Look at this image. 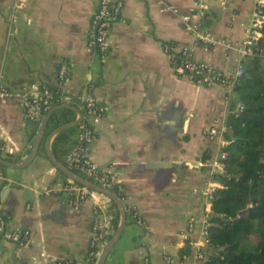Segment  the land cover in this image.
Instances as JSON below:
<instances>
[{
    "label": "crops",
    "instance_id": "obj_1",
    "mask_svg": "<svg viewBox=\"0 0 264 264\" xmlns=\"http://www.w3.org/2000/svg\"><path fill=\"white\" fill-rule=\"evenodd\" d=\"M97 1L0 0V76L16 93L44 84L58 88L49 110L62 114L66 107L71 120L80 119L87 90L104 108L90 155L101 167L121 171L125 204L136 208L140 221L124 208L125 225L102 264H162L164 254L170 264H195L193 242L202 241L214 174L223 166L226 120L239 101L233 89L178 74L173 58L190 45L195 59L229 71L241 62L240 53L200 42L184 27L181 15L196 0H121L109 50L101 56L86 44ZM205 1L208 9L192 20L242 43L254 1ZM62 62L69 74L60 84ZM44 117L26 118L16 96L0 101V156L23 162ZM53 125L46 122L28 163L2 168L0 215L9 228L27 230L28 239L21 244L0 238V264H50L51 258L89 264L93 203L115 210L110 198L94 189L80 207L69 203L63 187L69 177L47 154L58 133L48 143ZM77 129L78 123L72 144ZM65 153L60 162L66 165Z\"/></svg>",
    "mask_w": 264,
    "mask_h": 264
},
{
    "label": "built area",
    "instance_id": "obj_2",
    "mask_svg": "<svg viewBox=\"0 0 264 264\" xmlns=\"http://www.w3.org/2000/svg\"><path fill=\"white\" fill-rule=\"evenodd\" d=\"M253 1L255 10L245 28L247 37L242 43L237 44L216 35L212 31L201 27L200 23L196 20H192L193 17L203 14L208 9V4L205 0H196L189 11L181 15L184 27L200 42L209 45L221 44L225 48H237L241 56V62L231 70L224 71L213 63L195 59L192 55V47L184 45L178 55L173 58L176 72L180 75L188 76L192 81L201 85H221L228 90L233 89L237 78L244 73L242 60L257 53L255 44L261 34L260 28L264 20V13L260 6L264 3V0ZM122 5L121 0H98L96 9L91 15L86 44L88 48L97 51L101 56H104L109 50L108 39L110 30L114 19H116L122 9ZM259 53L264 54V46ZM68 74V65L65 62L60 63L57 71L58 82L63 84L67 81ZM14 96L19 98L24 116L30 120L39 121L50 109L53 102L58 100L60 95L58 88H52L46 84L28 92L16 93L3 83L0 76V101ZM82 106L83 113L78 122L75 142L65 153L66 166L75 173L77 171L80 172V174L77 173L78 175L110 189L124 204L125 210L135 220L140 221L136 208L125 204L126 195L123 189L121 171L114 166L101 167L90 155V146L96 137L95 125L101 120L104 108L97 101L91 90H87L83 96ZM3 151L4 144L0 139V152ZM223 156L224 153H222ZM219 164L221 165V163ZM2 177L3 171L0 167V178ZM63 187L68 194L69 203L75 208L80 207L92 191L91 188L71 178H68ZM212 188L214 190L215 186L212 185ZM111 216L112 213L108 205L100 202L93 203L91 232L86 255V260L89 264H97L99 254L112 234ZM205 228L206 226L201 232L202 241L193 242L195 264H204L206 258L205 246L207 247V237ZM0 238L24 244L28 239V231L19 228H9L0 215ZM170 258L168 254H164L162 264H170ZM50 264H75V261L71 258H51Z\"/></svg>",
    "mask_w": 264,
    "mask_h": 264
},
{
    "label": "trees",
    "instance_id": "obj_3",
    "mask_svg": "<svg viewBox=\"0 0 264 264\" xmlns=\"http://www.w3.org/2000/svg\"><path fill=\"white\" fill-rule=\"evenodd\" d=\"M260 8L264 13V3ZM260 32L257 53L242 60L244 73L233 85L239 104L228 114L223 166L214 174L204 264H264V54L259 53L264 46V20ZM61 111H53L48 124L57 127L72 119L67 116L70 109L62 107ZM76 126L59 131L52 140L59 161L72 144L70 136ZM110 201L115 207L110 218L115 229L119 210Z\"/></svg>",
    "mask_w": 264,
    "mask_h": 264
},
{
    "label": "water",
    "instance_id": "obj_4",
    "mask_svg": "<svg viewBox=\"0 0 264 264\" xmlns=\"http://www.w3.org/2000/svg\"><path fill=\"white\" fill-rule=\"evenodd\" d=\"M63 106H68V105H63ZM54 109V108H53ZM53 109L49 110L48 113L45 115L41 125H40V128H39V131L35 137V140L33 142V145L31 147V150L27 156V158L23 161V162H20V163H17V162H13V161H10L2 156H0V164L2 165H12V166H23L25 165L26 163H28L34 156L35 154V151H36V148H37V145H38V141L40 139V136L43 132V129L46 125V122L48 121ZM79 122V119H73L69 122H66V123H63L57 127H55L49 137H48V143L50 141V138L55 135L57 132L71 126V125H75ZM47 154L49 156V158L51 159V161L54 163V165L60 169L64 174H66L69 178L73 179L74 181L82 184V185H85L91 189H94V190H97V191H100L102 193H104L105 195H107L109 198L113 199L119 206V209H120V212H121V219H120V222L117 226V228L115 229V231L113 232V234L109 237V239L106 241L105 245L103 246L100 254H99V257H98V260H97V264H102L105 256L107 255V253L110 251V249L112 248V246L115 244V242L117 241L118 237L120 236L121 232H122V229L125 225V218H126V215H125V210H124V205L122 204V202L114 195V193L96 183V182H93L87 178H84L80 175H78L77 173L73 172L72 170H70L65 164H63L62 162H60L53 154V152L51 150H47Z\"/></svg>",
    "mask_w": 264,
    "mask_h": 264
}]
</instances>
